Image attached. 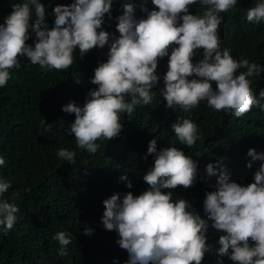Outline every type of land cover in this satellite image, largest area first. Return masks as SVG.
Segmentation results:
<instances>
[{
    "label": "clouds",
    "instance_id": "clouds-1",
    "mask_svg": "<svg viewBox=\"0 0 264 264\" xmlns=\"http://www.w3.org/2000/svg\"><path fill=\"white\" fill-rule=\"evenodd\" d=\"M151 4L154 10L143 7L147 18L140 20L135 18L133 3L123 4V15L116 18L118 38L102 30L105 15L111 19L113 0H74L70 5H58L53 10L51 29L43 24L45 7L39 0L13 4L10 15L0 24V88L7 85L12 69H20L21 56L45 72L64 71L73 65L76 49L83 58L94 48L109 45L107 62L99 64L90 81L96 90L88 92L83 107L69 103L62 108L75 115L69 135H74L79 149L90 154L100 147L98 140L112 141L120 135L121 114L131 117L137 105L152 102L155 94L151 90L160 80L158 63L164 57H168V70L160 95L168 109L188 111L206 101L216 112L236 118L255 106L264 110L249 79L259 78L264 67L248 59L236 60L230 49L221 47L220 14L234 9L237 0H151ZM195 4L204 9L202 14H190V6ZM33 10L36 19L30 23ZM246 19L249 23L264 21V0H256L247 10ZM29 29L36 37L34 47L26 43ZM199 50L202 59L194 63ZM240 69L245 71L237 75ZM260 96L264 98V90ZM172 130L189 148L199 139L197 125L189 119L174 123ZM148 154L154 156V165L142 177L148 190L138 196L128 192L122 199L112 195L103 201L102 224L118 233L117 244L128 253L127 264H202L205 253L212 250L206 236L209 221L212 228L223 233L218 240V256L228 257L233 264H264V163L247 186L231 182L221 169L215 190L205 194L207 219H202L190 210L192 206L185 199L174 201L171 191L194 185L198 162L176 147L158 151L155 139L149 143ZM57 155L69 164L76 162L75 151L61 148ZM247 155L252 161H264V153L258 154L255 149ZM5 165V158L0 156V167ZM252 166L251 162L247 164L248 168ZM206 171L209 176L217 175L212 164ZM11 186L10 181L0 179V229L4 235L13 229L19 212L15 204L4 199ZM127 187H132L130 182ZM162 190L169 191L165 194ZM19 195L13 193L14 198ZM84 234L91 235L92 230L85 228ZM70 236L59 231L53 237L59 242L60 256L68 255Z\"/></svg>",
    "mask_w": 264,
    "mask_h": 264
},
{
    "label": "trees",
    "instance_id": "trees-1",
    "mask_svg": "<svg viewBox=\"0 0 264 264\" xmlns=\"http://www.w3.org/2000/svg\"><path fill=\"white\" fill-rule=\"evenodd\" d=\"M20 2L0 0V24L10 15L12 5ZM39 2L45 7L43 24L51 29L54 8L70 5L74 0ZM126 2L133 3L137 20L147 18L141 11L143 7L154 10L151 0H113L111 19L106 14L102 26L110 37H119L116 18L123 15ZM255 3L256 0H237L234 9L221 13L219 37L221 47L230 49L234 59H248L264 67V21L249 23L246 19L247 10ZM203 11L199 4L189 9L193 15ZM35 19L33 10L30 23ZM29 36L26 43L34 47L36 37L31 29ZM108 51L109 45L94 48L81 58L76 49L74 63L67 70L47 72L21 56L20 69H12L7 85L0 88V156L6 161L0 167V179L12 185L4 199L19 208L13 229L7 235L0 229V264H127L128 253L117 244L118 233L106 230L102 224L103 201L112 195L118 194L122 199L128 192L138 196L148 190L142 177L154 165V156L148 154L149 143L154 139L158 151L176 147L198 162L194 185L171 191L174 201L185 199L192 206L190 210L202 219H207L203 210L205 194L215 190L221 169L228 173L231 182L247 186L254 182L255 172L264 163L252 161L247 155L250 149L264 153V110L255 106L243 117L236 118L223 111L216 112L206 101L188 111L179 107L168 109L160 95L168 57L159 60L160 80L151 90L155 94L152 102L147 106L137 105L131 117L121 114L120 135L112 141L98 140L100 147L95 154L79 149L74 135H69L75 115L63 112L62 108L69 103L83 107L88 92L96 90L90 82L94 70L107 62ZM200 59L202 50L193 62ZM240 71L245 69H240L237 75ZM249 79L253 80L252 92L259 105H264V98L260 96L264 90V72L259 78ZM212 86L215 90L214 82ZM184 119L195 122L198 128L199 139L191 148L181 144L172 130L174 123ZM61 148L76 152L75 164L58 157ZM249 162L252 168L247 167ZM209 164L214 166L217 175H208ZM122 176L127 179L122 180ZM129 182L131 188L127 187ZM162 191L166 194L169 190ZM14 192H19V197L14 198ZM208 223L206 236L212 250L205 253L202 264H233L228 257L216 254L223 233L212 228L211 221ZM85 228L91 229L92 234L85 235ZM59 231L71 234L67 256L58 254L60 245L53 239Z\"/></svg>",
    "mask_w": 264,
    "mask_h": 264
}]
</instances>
